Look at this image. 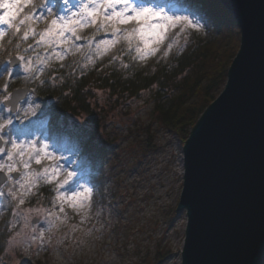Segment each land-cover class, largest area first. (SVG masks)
<instances>
[{"label": "rangeland", "instance_id": "1", "mask_svg": "<svg viewBox=\"0 0 264 264\" xmlns=\"http://www.w3.org/2000/svg\"><path fill=\"white\" fill-rule=\"evenodd\" d=\"M152 1L154 0H142L147 4L165 6L160 0L156 3ZM77 3L78 0H69V5H65L63 0L59 14H66L62 10L69 6H72L74 11ZM49 5L54 6L55 3ZM165 7L167 9V6ZM167 11L188 14L180 10ZM192 18L199 21L201 30H189L186 42L190 33L205 34L208 30L200 18ZM6 26L0 25V29L6 30ZM8 37L9 33L5 38ZM6 39L0 43V49L4 47ZM169 42L171 38L161 45L159 50ZM186 42L181 37L179 44L174 45L168 54L177 52ZM51 51L48 49L49 53ZM42 53L44 54V48ZM224 86L221 85L210 95L218 97ZM32 95L29 96L31 106L36 112L38 102ZM97 100L101 108L95 113H102L103 106H107L110 99L106 93L99 91ZM25 101L24 105H19L22 110H27L30 106L28 98ZM195 101V98L190 99L192 103ZM153 108L151 93L145 92L139 98L122 102L119 106L110 105L104 112L106 117L100 121L96 142L97 145L115 147L112 149L114 154L106 160L105 196H102L98 187L87 178L91 168L87 165L85 168L86 158H80L79 153V140L81 136L87 137L93 123L91 120H96L95 116H69L66 126L72 136L63 135L51 140H40L49 143L50 150L56 155L64 157L60 163L65 165L67 170L77 171L78 178H86L89 184L97 189L92 207L88 211L87 219L81 224L82 214H77L71 209L74 214L71 217L67 212V205V216L59 212L56 192V205L51 208L43 206L36 197H31L35 193V187L19 209L15 208L16 202L9 199L7 206H11L10 217L0 218L8 226L3 251L0 253V264H182L188 218L186 210L177 211V207L184 182V164L180 160V154L189 135L185 132L183 137L162 125L153 114ZM1 109L0 115L11 114L4 111L3 105H0ZM12 115L20 117L13 118V122L18 121L15 128H24L28 135H35L28 132L30 125L34 123V115L25 117L23 111ZM45 122L36 121V127H42ZM191 130L188 128V133ZM35 137L37 133L28 140H36ZM26 138L21 137L27 141ZM2 160L4 157L0 156V161ZM32 167L40 170L42 166L33 163ZM52 185L54 188L55 185ZM8 187L6 184L1 189L6 195ZM3 199L0 197V208L3 206ZM13 211H19L20 215L13 216ZM53 215H59L60 219L55 221L49 232ZM33 229L36 230L35 234L44 230L45 240H50L43 249L39 247V242L31 241ZM13 237L16 240L14 245L9 243Z\"/></svg>", "mask_w": 264, "mask_h": 264}, {"label": "trees", "instance_id": "2", "mask_svg": "<svg viewBox=\"0 0 264 264\" xmlns=\"http://www.w3.org/2000/svg\"><path fill=\"white\" fill-rule=\"evenodd\" d=\"M160 1L167 6L168 10L185 11L192 17L200 18L208 30L205 34L190 33L184 46L177 52L168 54L167 57H164V52L167 51V48L164 47L155 55L147 56L143 61L134 60L127 54L124 43L110 49L102 58L93 57L95 65H89L83 69L74 68V62L81 59L79 54L68 56L62 61L65 67L61 68L60 62H53L52 69L45 70L44 75L41 76V80L45 81L44 85H41L39 81L33 82L27 79L28 74L20 66L13 68L14 76L10 83H8L7 73L0 76V89L8 83V92L22 87L36 89L32 96L38 102V110L33 118L34 123L28 130L30 134L35 135H27V140L36 136V133L35 139L39 141L41 139L51 140L63 135L72 136L66 126L69 123V116L89 114L90 117L92 115L96 117V120H91L93 123L87 132V137L81 136L79 140L81 147L79 153L80 158H86L85 168L86 165L91 168L87 178L93 181L102 196L106 194L104 191V186L107 183L106 160L114 154L112 149H115L113 146L97 145L96 142V133L99 130L100 121L106 117L104 112L107 107L110 105L119 106L122 102L139 98L143 93L149 92L154 103L153 114L157 121L183 137L185 132L189 135L188 128H194L201 115L215 100L210 95L212 91L225 85L232 59L239 51V27L219 0ZM33 2L39 5L42 0H33ZM53 2L55 3L54 11L60 12L63 0H48L50 4ZM152 2L156 3L159 0ZM31 11H33L31 6L26 7L20 18ZM35 27L36 31L40 32L46 27V24L40 22ZM93 32L94 29L89 28L81 35L90 37ZM100 38L110 37H105L104 33H100L96 39ZM18 42V38L14 37L12 31L9 30V37L4 41V47L0 49V64H4L12 56L23 53L27 44H23L17 51L15 45ZM28 43H34L31 37ZM77 43L84 44V41H77ZM42 51L41 46V55H43ZM28 55H32L31 50ZM133 55H135L134 50ZM113 56L120 58L113 60ZM81 70L83 75L80 74ZM70 73H74V75L70 76ZM51 76L57 78L55 83L50 79ZM61 77H63L62 83L60 82ZM99 91L106 93L110 102L107 106H103L102 113H95L98 108H101L97 100ZM191 98H195L196 101L190 102ZM94 100L96 105L93 104ZM1 112L2 109L0 114H2ZM0 116L17 117L12 114ZM38 120L46 122L42 127H36L35 122ZM17 122H13L14 127ZM53 189L52 184L42 181L34 188L35 193L31 197H36L43 206L51 208L54 206L55 191ZM2 202L3 211L0 212L2 214L0 218L9 219L11 206H7L8 200L3 199ZM66 209L73 217L71 208L67 207ZM1 219L0 253L3 251V241L8 234L6 233L8 226L6 227L5 221Z\"/></svg>", "mask_w": 264, "mask_h": 264}, {"label": "water", "instance_id": "3", "mask_svg": "<svg viewBox=\"0 0 264 264\" xmlns=\"http://www.w3.org/2000/svg\"><path fill=\"white\" fill-rule=\"evenodd\" d=\"M219 1L239 27L240 47L183 148L182 264H264V0ZM17 90L25 100L33 94ZM5 180L0 174V190Z\"/></svg>", "mask_w": 264, "mask_h": 264}, {"label": "snow or ice", "instance_id": "4", "mask_svg": "<svg viewBox=\"0 0 264 264\" xmlns=\"http://www.w3.org/2000/svg\"><path fill=\"white\" fill-rule=\"evenodd\" d=\"M64 4L69 5V0H64ZM28 6H31L33 11L20 18L21 13ZM74 7V11L72 6L64 8L62 11L66 14L61 15L58 11H54V6H50L48 0H42L39 5L33 0H0V25H7L13 36L18 38L19 42L15 45L17 51L23 44H27L23 53L17 55L15 60L9 59L4 64H0L2 69L0 76L7 73L10 83L14 76L13 66L18 60L23 71L28 74L27 79L33 82L39 81L44 85L45 81L41 80V76L44 75L45 70L52 69L53 62H60V67H65L62 61L68 56L79 54L81 59L74 62V68L83 69L95 65L93 57L102 58L110 49L124 43L126 52L132 59L143 61L147 56L155 55L160 46L171 38V42L166 44L167 51L164 52V57H167L173 46L179 44L181 37L186 42L189 30H201L199 21L189 14L170 13L164 5L147 4L142 0H78ZM40 22H44L46 27L37 32L35 25ZM129 25L131 27H128ZM89 28L94 29L93 35L82 36L81 33ZM100 33L110 38L97 40L96 37ZM7 34L6 30L0 29V43ZM30 37L34 41L33 44L28 43ZM82 40L84 44L76 43ZM41 46L44 48L43 55L40 54ZM58 48L62 50L58 51ZM48 49L52 51L49 53ZM29 50L33 55H28ZM119 58L113 56L112 59ZM80 74L83 75L82 70ZM69 75L73 76L74 73ZM50 79L53 83L57 80L55 76H51ZM60 82H63V77L60 78ZM8 83L0 89V105H4V111L8 113L23 111L25 117L30 114L35 115L31 98L28 97L29 108L22 110L19 105L24 102L26 94H21L19 90L15 95L8 92ZM35 91V88L31 89L32 93ZM19 118L17 116V119ZM27 135L24 128L14 127L12 116L7 118L0 116V143L4 145L0 147V156L4 157V160L0 161V174L6 177L4 183L9 185L7 195L0 190V197L15 201V208L19 209L25 203L32 188L43 180L45 183L55 185L53 190L60 205L59 212L67 216L65 212L67 205L77 214H82L81 224H83L92 207L97 189L91 186L86 178H78L77 171L67 170L65 165L60 163L64 157L50 150L49 143L39 141L37 146L38 140L20 139ZM33 163L41 165V169H33ZM13 173H19V176L14 177ZM62 189L64 191H61ZM2 211L3 209L0 208V212ZM12 215L19 216L20 213L13 211ZM59 219V215L52 216L53 223L49 225V232L55 221ZM25 223L27 225V219ZM35 233L36 230L33 229L30 239L39 242L41 249L46 243H50V240H45L44 230ZM9 243L14 245L15 238L13 237Z\"/></svg>", "mask_w": 264, "mask_h": 264}, {"label": "bare ground", "instance_id": "5", "mask_svg": "<svg viewBox=\"0 0 264 264\" xmlns=\"http://www.w3.org/2000/svg\"><path fill=\"white\" fill-rule=\"evenodd\" d=\"M182 154H180V160H181V162L184 164V155H183V150H182V152H181ZM182 172V174H183V170H181Z\"/></svg>", "mask_w": 264, "mask_h": 264}]
</instances>
